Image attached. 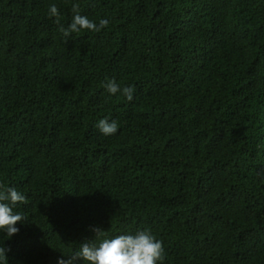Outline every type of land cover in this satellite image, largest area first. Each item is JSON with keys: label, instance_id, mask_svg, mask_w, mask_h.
I'll return each mask as SVG.
<instances>
[{"label": "trees", "instance_id": "trees-1", "mask_svg": "<svg viewBox=\"0 0 264 264\" xmlns=\"http://www.w3.org/2000/svg\"><path fill=\"white\" fill-rule=\"evenodd\" d=\"M74 3L108 26L66 36ZM257 173L264 0H0V190L28 200L7 264H57L95 226L150 230L157 264H264Z\"/></svg>", "mask_w": 264, "mask_h": 264}, {"label": "clouds", "instance_id": "clouds-1", "mask_svg": "<svg viewBox=\"0 0 264 264\" xmlns=\"http://www.w3.org/2000/svg\"><path fill=\"white\" fill-rule=\"evenodd\" d=\"M72 11L74 13L72 21L67 29H63L66 36L82 30L98 32L109 24L107 19L102 18L97 24L87 16L81 15L79 4L74 3ZM49 16H59L56 5L49 6ZM103 86L109 94L114 95L119 92L128 101L133 99L135 91L133 86L121 88L114 80H109ZM97 127L105 136L115 134L118 130L116 120L101 119L98 121ZM257 175L261 176L264 173H257ZM27 202V197L15 187L0 190V230H3L7 238L19 232L16 227L18 223L26 221L25 216L14 212L13 209L16 205ZM91 230L95 233L94 237L99 238L100 242L97 244L91 241L80 244L78 251L69 255L62 254L57 264H77L78 261H83L84 264H157L158 261L164 259L163 243L156 239L150 230H140L135 234L116 235L114 238L104 236V230L99 226L92 227ZM7 251L9 249L0 241V264H7Z\"/></svg>", "mask_w": 264, "mask_h": 264}]
</instances>
